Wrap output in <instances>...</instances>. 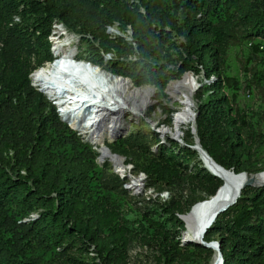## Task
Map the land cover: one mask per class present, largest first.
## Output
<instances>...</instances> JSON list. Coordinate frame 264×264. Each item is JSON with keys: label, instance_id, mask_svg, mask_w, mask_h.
Instances as JSON below:
<instances>
[{"label": "trees", "instance_id": "obj_1", "mask_svg": "<svg viewBox=\"0 0 264 264\" xmlns=\"http://www.w3.org/2000/svg\"><path fill=\"white\" fill-rule=\"evenodd\" d=\"M55 25L80 37L89 63L111 56V73L138 88L164 93L187 73L216 80L197 96L200 144L224 169L259 174L264 68L250 59L243 67L244 90L261 97L251 113L229 72L235 48H263L264 0H0V264H131L134 247L147 249L151 264H213L215 250L182 241L180 217L224 185L193 149L195 135L184 145L142 132L113 143L147 189L171 198L132 195L32 86V74L54 60ZM204 242L219 244L224 264H264V187L244 189Z\"/></svg>", "mask_w": 264, "mask_h": 264}, {"label": "bare ground", "instance_id": "obj_2", "mask_svg": "<svg viewBox=\"0 0 264 264\" xmlns=\"http://www.w3.org/2000/svg\"><path fill=\"white\" fill-rule=\"evenodd\" d=\"M71 44L67 41L54 50L60 52L61 49ZM66 54L71 58V63L77 57V53L71 49ZM65 63L68 62L65 61ZM60 65L55 64L50 68L36 72L33 79L35 85L42 92L48 91L50 97L52 96L51 100L56 101L60 107L64 108L63 120L82 135L87 136L88 140L97 147L105 145L107 137H113L122 132L121 117L124 113L140 114L150 104L153 91L149 88H136L129 80L106 72L98 66L92 68L94 65L91 63H88L83 69L70 67L63 70ZM90 72H93V75ZM81 74L82 76H80ZM78 81H81V84L75 85L74 83ZM88 84H92L93 93L90 92L92 89L88 88ZM197 87L198 81L191 74L170 85L169 93L179 98L181 109L175 113L173 130L163 129L161 131L163 137H167L171 133L174 136H179L184 126L194 123ZM72 89H75L76 92ZM97 90L98 92H96ZM62 97L65 98L62 99ZM58 99L62 102H59ZM84 112L86 117L82 119L84 115L81 114ZM101 154L103 159L112 158L116 168L123 169L124 161L114 158L109 149H101ZM203 162L213 174L224 182V185L215 197L198 204L186 218L185 238L195 243L202 240L204 230L215 219L217 212L238 198L242 186L247 181L245 175L233 176L236 174L214 165L207 155L203 157ZM255 180L258 184L264 185V173L257 175ZM140 182L137 181L135 188L139 189L137 186ZM213 264H220L218 257L215 258Z\"/></svg>", "mask_w": 264, "mask_h": 264}, {"label": "rangeland", "instance_id": "obj_3", "mask_svg": "<svg viewBox=\"0 0 264 264\" xmlns=\"http://www.w3.org/2000/svg\"><path fill=\"white\" fill-rule=\"evenodd\" d=\"M109 34L113 37L123 36L115 28H110ZM130 35H131V32L128 33L127 37H130ZM75 36L76 35H74L70 31H67V29H65L63 26L55 25L53 28L52 37L50 40L51 46H52V52H54V48H56V46L59 42L65 43L68 41V42L72 43L70 45L69 49L75 51L77 53L79 59H82L84 61L89 62V59H88L89 55L85 54L86 53V46L82 43L80 37H78V36L75 37ZM260 43H261L260 44L261 48L262 47L264 48V44L262 42H260ZM250 47H252V45H249V47H247V46L238 47V48H235L233 50L232 55H231V62H230L231 63V69L229 72L230 76L234 79V83L236 84L237 80H239L241 85L243 86V89L240 91L241 92L240 93V105L242 108H244L246 110L247 113H251L253 109H254V111H258L259 108H261L262 106H261V100H260L261 97L259 95V92H254V91L250 92L248 90H244V87H246V82H245L246 76H245L243 67L246 64L247 60L250 59V61L253 60V62L251 64V67L253 68V70H256L258 68L259 69L264 68V49L262 48L261 52H259V53L257 52L258 54L256 55L255 54L256 52L254 53L255 50H251ZM82 54H84L83 58H81ZM111 59H112L111 56H106L105 61L102 64H100L98 67L102 68L106 72L111 73V71H110ZM88 66H91V65H88ZM93 67H97V65L92 66V68ZM251 72L252 71L250 70L249 74H251ZM90 73H91V75H93V72H90ZM35 75H36V73L33 75V77H32L33 79H34ZM80 76H82V74ZM192 76L194 78H196V80L198 81V87H197L196 94H195L196 108H194V113H197V109L199 106L197 96H198L199 92L201 91L200 89H201L202 84H205V83L214 84V82L216 80H214L212 78L210 81H207V79L205 78V76L203 74H201L199 76H196L193 74ZM33 79H32V86L35 89V91L37 93L41 94L49 104L56 107V111H57L59 117L61 118V120L65 124H67V126H69L73 131H75L83 139V141L86 144L95 148V150L99 153V155L101 157L100 164L102 166L109 165L114 170L115 173L119 174L121 176V178L123 179V181L126 182L125 188L127 190H129L132 195H134V189H135L134 185L139 180L145 186L143 187V189L141 191H139L137 194H135V196L137 195V196L145 198V199L146 198H152V199H155V198L159 199L160 198V200H162V201H167L171 198L168 191L160 192L159 190H157L155 188L147 189L146 188V182H147L146 176L144 174H138L137 175L133 169V166L129 165L127 163V159L124 156L116 154L112 151V145L118 139H120L119 136L122 135V136H124L123 138H128L132 135L135 136V134L140 133V132L146 133V134L157 135V138L161 139L163 144H168L169 141H176V142H179L182 145H184V140L188 136V133H190V132L193 133V130H192L193 123H190V124L184 126L182 128L181 135H179V136H174L172 133L169 134L167 137H163L161 135V131L163 129L164 130H171V131L173 130L175 113L179 109H181V104L179 102V98L172 96L169 93V89H166V91L164 93H162L153 87H149V88L153 89V92H152V95L150 97L151 101H150V104L147 107V109L143 110L140 114L124 113L123 116L121 117V121L123 122L122 132L115 134L116 136L114 135L113 136L114 138L110 137V136L107 137L106 142H105V145L107 144V146L99 145L97 147L88 140L87 136L82 135L80 132H78L77 130L72 128L66 121L63 120L62 113H63L64 108L57 106V102L51 100L52 96L50 97V95H49L50 93L48 91L42 92L38 87H36ZM84 82H85V80L83 79V83ZM174 82H177V81H174ZM174 82H172V83H174ZM74 84L80 85L81 81H78L77 83H74ZM87 86L89 89L93 88L92 84H88ZM136 88H138V87H136ZM141 88H148V87H141ZM72 90L76 92L75 89H72ZM90 92L93 93V89ZM96 92H98V90ZM63 98H65V97H62V99ZM59 102H62V101L59 100ZM81 115H84V117H82V119L86 117L85 112ZM263 126H264V124H263ZM106 148L110 150L112 156L117 155L120 158H124L123 169L116 168V165L114 164L112 158H110V159L109 158H107V159L102 158L101 149H106ZM156 149L157 148L154 146L150 148L151 151H155ZM146 192H147V194H145ZM149 192H151L152 195L148 194ZM186 240L187 239L185 238V235H184L182 241H186ZM214 244H218V243L215 242ZM217 257H218V252L216 251L215 258H217ZM130 258H131V264H151L150 263V253L148 252L147 249H142L140 247H134L130 252ZM215 258H214V261H215Z\"/></svg>", "mask_w": 264, "mask_h": 264}, {"label": "water", "instance_id": "obj_4", "mask_svg": "<svg viewBox=\"0 0 264 264\" xmlns=\"http://www.w3.org/2000/svg\"><path fill=\"white\" fill-rule=\"evenodd\" d=\"M188 74L193 75L192 73H187V74L184 75V77H185L186 75H188ZM120 78H123V77H120ZM123 79L131 81V80L128 79V78H123ZM131 82H132V81H131ZM171 83H172V82H171ZM171 83L169 84V86H168L167 89H169ZM199 86H200V85H199ZM147 87L149 88V86H147ZM149 89H151V90L153 91L152 88H149ZM197 117H198V113H194V123H193L192 130H193V134L195 135L196 146L193 147V149H195V150H197V151L199 152L202 161H203V157L207 155V156L210 158V160L214 163V165H216V166H218V167H221V166H219V165H218V164H217V163H216V162H215V161H214V160H213V159L207 154V152L202 148V146H201V144H200V140H199V138H198V136H197ZM123 137H124V136H122V135L119 136L120 139H122ZM113 157H114V158H117V159H119V160H121L122 162L124 161V158H120V157L117 156V155H113ZM100 162H101V157H99V163H100ZM204 167H205L206 169H208L206 165H205ZM221 168L224 169L223 167H221ZM208 170H209V169H208ZM225 170H226V169H225ZM209 171H210V170H209ZM226 171H228V170H226ZM210 172H211V171H210ZM230 172H232L233 174H235L233 171H230ZM211 173H212V172H211ZM263 173H264V172H263ZM260 174H261V173H259V174H252V173H242V174H239V175H245V176H247V181H246V182L244 183V185L242 186V188H241V192H240L238 198H236L235 200H233V201L230 202L229 204H226L225 206H223V207L217 212V214H216V216H215V219L212 220V221L210 222V224H209V225L206 227V229L204 230V236H205V234L207 233V231L213 226V224L215 223V221L217 220V218H218L221 214L227 212L231 207H233V206H235V205L237 204L239 198L241 197L242 191H243L244 189H246L247 187H252V188H262V187H264V185H260V184H258V182L255 180V177H256L257 175H260ZM212 175H214L215 177H217V176H216L215 174H213V173H212ZM236 175H237V174H236ZM217 178H218V177H217ZM199 204H200V203H199ZM197 205H198V204H197ZM197 205H196V206H197ZM196 206H195V207H196ZM195 207H193V209H194ZM193 209L191 210V212H190L189 214L180 217L185 223H186V218L190 216V214L192 213ZM186 228H187V223H186ZM204 236H203L202 240H201L200 242H197V243H198V244H201V245H204V246H206L207 248H211V249H214L215 251H217V252H218V258H219V260H220V264H224V259H223L222 253H221V251H220L219 244H214V243L207 244V243H205V242H204ZM188 242H193V243H195L194 241H190V240H186V241H184V243H188Z\"/></svg>", "mask_w": 264, "mask_h": 264}, {"label": "built area", "instance_id": "obj_5", "mask_svg": "<svg viewBox=\"0 0 264 264\" xmlns=\"http://www.w3.org/2000/svg\"><path fill=\"white\" fill-rule=\"evenodd\" d=\"M145 185L141 182L140 184H138V188L139 189H137V188H135V185H134V196H135V194H137L139 191H141L142 189H143V187H144ZM154 192V191H153ZM145 194H147V192L145 193ZM148 194H151L152 195V193L151 192H149ZM137 196V195H136ZM166 198V197H165ZM147 199H150V198H147ZM156 199V198H155ZM33 218H35V216H33Z\"/></svg>", "mask_w": 264, "mask_h": 264}, {"label": "clouds", "instance_id": "obj_6", "mask_svg": "<svg viewBox=\"0 0 264 264\" xmlns=\"http://www.w3.org/2000/svg\"><path fill=\"white\" fill-rule=\"evenodd\" d=\"M54 58V57H53ZM81 61H83V62H87V61H84V60H82V59H80ZM54 61V60H53ZM52 61V62H53ZM52 62H49V63H52ZM49 63H46L44 66H42L41 68H39L38 70H36L33 74H32V76H31V78L33 77V75L36 73V72H38L39 70H41L42 68H44V67H46ZM87 63H89V62H87ZM33 79V78H32Z\"/></svg>", "mask_w": 264, "mask_h": 264}]
</instances>
